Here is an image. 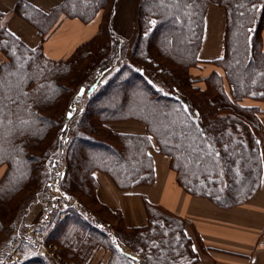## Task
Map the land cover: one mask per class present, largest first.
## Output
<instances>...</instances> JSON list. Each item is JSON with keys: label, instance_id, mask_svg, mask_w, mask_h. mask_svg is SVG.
Returning a JSON list of instances; mask_svg holds the SVG:
<instances>
[{"label": "trees", "instance_id": "obj_1", "mask_svg": "<svg viewBox=\"0 0 264 264\" xmlns=\"http://www.w3.org/2000/svg\"><path fill=\"white\" fill-rule=\"evenodd\" d=\"M117 1L63 0L44 13L18 0L16 11L42 38L63 18H98L96 32L62 59L0 26V96L11 97L0 129V264L11 240L18 258L9 264H87L98 247L109 251L105 264H135L119 246L142 264H195L184 219L143 197L145 224L127 226L119 209L97 197L95 171L123 192L151 184L154 145L178 185L218 207L249 199L258 186L264 130L258 108L241 101L264 100V0H139L129 47L112 28ZM210 5L223 11L222 53L201 59ZM90 82L96 88L66 119L74 94ZM126 120L141 122L144 132L110 125ZM20 121L29 123L10 133ZM58 153L59 187L75 200L63 216L45 210L42 240L55 247L54 262L20 236L31 206H46Z\"/></svg>", "mask_w": 264, "mask_h": 264}, {"label": "crops", "instance_id": "obj_2", "mask_svg": "<svg viewBox=\"0 0 264 264\" xmlns=\"http://www.w3.org/2000/svg\"><path fill=\"white\" fill-rule=\"evenodd\" d=\"M41 12L48 13L63 0H24ZM139 0H118L112 20V28L123 40L131 39L134 15ZM18 0H0V26L4 25L12 34L20 38L27 46H39L43 53L52 59H62L70 55L74 49L89 39L97 30L98 18L82 21L74 17H66L53 25L42 38L37 28L16 11ZM203 41L198 57L212 59L222 53L223 11L220 7L207 8ZM209 19L213 22L211 29ZM219 28V29H217ZM217 30V31H216ZM217 32V35L215 33ZM3 59L0 52V61ZM207 71V68H205ZM243 105H254L258 108L257 116L264 130V100L245 99ZM139 123V124H138ZM138 124V126H136ZM140 126V127H139ZM118 131L127 133H142L144 125L135 120L120 121L115 127ZM153 158L154 178L149 185H137L130 191L123 192L113 183L109 175L95 171L97 181L96 194L100 201L111 208L121 211L123 222L127 226L143 225L146 214L143 197L150 203L156 204L175 217L184 219V233L190 238L191 248L195 252V264H264V161L259 177L258 186L253 195L240 203L223 208L216 206L210 199L192 195L176 182L175 172L168 166V158L156 151L155 145L150 150ZM112 185V188L110 186ZM110 187L108 196L105 187ZM139 188L140 198H137L143 218L139 212H132L131 206H124L126 194L135 193ZM59 195L65 194L57 183ZM126 193V194H125ZM66 196V195H65ZM59 198V197H58ZM38 204L36 213L27 223L32 226L35 221L42 220V206ZM35 218V219H34ZM34 219V220H33ZM135 221H139L135 223ZM122 253L129 256L135 264H142L141 257L131 249L119 246ZM109 251L102 247L94 249L92 258L87 264H105ZM17 259V255L13 260ZM7 264V262L5 263Z\"/></svg>", "mask_w": 264, "mask_h": 264}, {"label": "rangeland", "instance_id": "obj_3", "mask_svg": "<svg viewBox=\"0 0 264 264\" xmlns=\"http://www.w3.org/2000/svg\"><path fill=\"white\" fill-rule=\"evenodd\" d=\"M211 6V5H210ZM210 6H208V8L210 7ZM212 6H216V5H212ZM218 7V6H217ZM207 13V16H208V12H206ZM135 16L136 15H134V22H135ZM206 15H205V20H206V17H207ZM223 21H224V19H223ZM134 22H133V32H132V35H131V39L129 40V42L127 41V40H125V42H126V44H127V46L126 47H129L130 46V44L132 43V41H133V39H134V36H135V31H136V27H134V26H136V24L134 25ZM212 21L209 19V26L208 27H210L211 29H214V28H216V27H214V26H212L211 27V25H212ZM217 29H219V28H217ZM217 31V30H216ZM215 35H217V32L215 33ZM193 71H195L194 69H193ZM99 71H96L95 72V76H97L96 74L98 73ZM93 74H94V72H93ZM198 75H201L200 73H198ZM88 84L85 86V90H84V93H83V95L82 96H77V94H74V96H73V99H72V102H71V108H69L68 110L70 111V112H72L74 109H77V108H80V106H81V104H82V101H83V99H84V97L86 96V95H89L92 91L91 90H88L89 91V93H88V91H87V89H88ZM94 88H96V86L94 87ZM245 99H249V98H245ZM245 99H242V101H244ZM251 100V99H250ZM241 101V102H242ZM68 112V111H67ZM66 112V113H67ZM126 121H128V120H126ZM122 122V121H121ZM120 123V121H118V122H112L110 125H111V127L114 129V130H117L115 127H116V125H118ZM139 124V123H138ZM138 124L136 125V126H138ZM140 127V126H139ZM55 158H56V161H57V164H56V166L54 167V166H49V170H50V175H49V181L46 183V186H47V191L45 192V194H44V197H43V203L45 202V205L46 206H44L43 208H42V220H40L41 221V223H38V222H34V225H32V226H26L25 228H24V231L21 233V238L22 239H24V240H26L27 242H29V243H33L34 245H36V248L38 249L37 251H38V253L40 254V252H39V247H38V245L36 244V243H34L35 241H33L32 240V237L31 236H33V237H37V236H39V235H41L42 236V230H41V227H43L44 226V224L46 223L45 221L48 219V213H46L45 212V210H47V209H59L60 210V212H59V214L61 215V216H63V215H65L66 214V211H64L65 210V208H66V204L67 203H73L74 204V198H72L71 196H69L68 195V197H66V196H63V197H61L60 195H59V190H58V188H55V190H56V193H54V189H52V188H54V187H56V185H57V182H58V180L60 179V177L57 175V173L58 174H60V171L59 170H61L62 168H63V165H62V163H61V160H60V153H58V154H56V156H55ZM0 171H1V169H0ZM2 171H3V169H2ZM1 171V172H2ZM57 172V173H56ZM98 172H101V171H98ZM103 173V172H102ZM60 181V180H59ZM59 183V182H58ZM110 186H111V188H112V185H111V183H110ZM105 187V191H106V193H107V195L108 196H111V191H110V187H107V186H104ZM113 189V188H112ZM113 191H114V189H113ZM134 191H135V193H132L131 192V194H126V198L124 199V206L125 205H129V206H131V208H132V212L133 213H135V214H138V212H139V206H138V201H137V198L136 197H138V198H140V194H139V192L138 191H140V189L139 188H135L134 189ZM115 192V191H114ZM59 197V198H58ZM36 206L37 205H32L31 207H32V210H34V212L36 213V215H35V218L37 217V216H40V214L38 213V211H37V209H36ZM40 207V206H39ZM140 210H141V212H142V214H143V211H142V207H141V205H140ZM142 214L139 212V217H137V218H139V219H142L143 218V216H144V214H143V216H142ZM34 218V219H35ZM33 219V220H34ZM139 221H135V223H138ZM36 231V232H35ZM29 232L30 233H32V235H30L29 234ZM38 232V233H37ZM40 237V236H39ZM38 242V241H37ZM5 244H8V246H7V254L5 255V257H4V261L5 262H7V264H9V263H11V262H13V261H15V260H17V259H15V260H13V257L15 256V255H17V258H18V251H17V249L15 248V242H14V240H11V241H9L8 243H7V241H5ZM42 250L43 251H45V253L46 254H41V255H44L45 257H47V258H50L51 260H53L54 262H55V260L56 259H58V256H56L55 254V249H54V247L53 246H51L50 244H44V247L42 248Z\"/></svg>", "mask_w": 264, "mask_h": 264}, {"label": "snow or ice", "instance_id": "obj_4", "mask_svg": "<svg viewBox=\"0 0 264 264\" xmlns=\"http://www.w3.org/2000/svg\"><path fill=\"white\" fill-rule=\"evenodd\" d=\"M255 7V6H253ZM5 88V84H4V81L2 78H0V92H3ZM83 89H81V94L83 93ZM7 100H11V97L10 96H7V95H2L0 96V129H2L5 125V115H6V112H5V109L7 108V105L5 103V101ZM13 103H16L17 101L15 100H12ZM69 116H71V113H69ZM8 124H11L12 121H7ZM29 123V121H20V124L15 128V129H10L9 132H14V131H18L20 130V126L22 125H27Z\"/></svg>", "mask_w": 264, "mask_h": 264}, {"label": "built area", "instance_id": "obj_5", "mask_svg": "<svg viewBox=\"0 0 264 264\" xmlns=\"http://www.w3.org/2000/svg\"><path fill=\"white\" fill-rule=\"evenodd\" d=\"M57 173V172H56ZM57 175H58V173H57ZM59 176V175H58ZM36 232V231H35ZM38 233V232H37ZM29 234L30 235H32V233H30L29 232ZM40 236V237H39ZM39 236H37V237H33V236H31L32 237V240L33 241H35L34 243H36L37 245H38V247H39V252L41 253V254H46L45 253V251H43L42 250V248L44 247V241L42 240V236L41 235H39ZM38 241V242H37ZM54 249H55V247H54Z\"/></svg>", "mask_w": 264, "mask_h": 264}, {"label": "water", "instance_id": "obj_6", "mask_svg": "<svg viewBox=\"0 0 264 264\" xmlns=\"http://www.w3.org/2000/svg\"><path fill=\"white\" fill-rule=\"evenodd\" d=\"M81 89L85 90V87H84V86H81V87L79 88V90L77 91V96H82V95H83L84 91H83V93L81 94ZM69 113H71V112L68 110V112L66 113V119L70 118Z\"/></svg>", "mask_w": 264, "mask_h": 264}, {"label": "bare ground", "instance_id": "obj_7", "mask_svg": "<svg viewBox=\"0 0 264 264\" xmlns=\"http://www.w3.org/2000/svg\"><path fill=\"white\" fill-rule=\"evenodd\" d=\"M0 173H1V171H0Z\"/></svg>", "mask_w": 264, "mask_h": 264}]
</instances>
